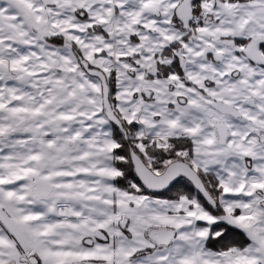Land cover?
I'll return each instance as SVG.
<instances>
[{
    "label": "snow or ice",
    "instance_id": "snow-or-ice-1",
    "mask_svg": "<svg viewBox=\"0 0 264 264\" xmlns=\"http://www.w3.org/2000/svg\"><path fill=\"white\" fill-rule=\"evenodd\" d=\"M0 264H264V0H0Z\"/></svg>",
    "mask_w": 264,
    "mask_h": 264
}]
</instances>
